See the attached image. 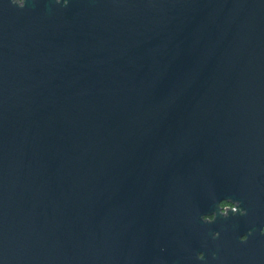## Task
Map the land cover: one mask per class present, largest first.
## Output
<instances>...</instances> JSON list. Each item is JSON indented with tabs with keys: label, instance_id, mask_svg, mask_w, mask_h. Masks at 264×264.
<instances>
[{
	"label": "water",
	"instance_id": "water-1",
	"mask_svg": "<svg viewBox=\"0 0 264 264\" xmlns=\"http://www.w3.org/2000/svg\"><path fill=\"white\" fill-rule=\"evenodd\" d=\"M262 228L264 0H0V264H264Z\"/></svg>",
	"mask_w": 264,
	"mask_h": 264
},
{
	"label": "clouds",
	"instance_id": "clouds-1",
	"mask_svg": "<svg viewBox=\"0 0 264 264\" xmlns=\"http://www.w3.org/2000/svg\"><path fill=\"white\" fill-rule=\"evenodd\" d=\"M57 4L61 3V0H55ZM11 3L15 6H18L19 8L23 9L26 4V0H11ZM64 6H67L68 0H63ZM217 207L219 209V214L225 218H228L229 213H231L233 216L240 215V216H246L247 210L241 207L240 201H233L231 199H224L221 200ZM217 218V215L215 212L212 214H205L201 216V220L203 223L210 224L213 223ZM261 234L264 235V228L261 229ZM212 239L216 240L220 237V232H212ZM248 235H251V231L247 235H242L240 237L241 243H244L248 240ZM213 259L216 258V253H212ZM198 260H205V254L203 252L197 253Z\"/></svg>",
	"mask_w": 264,
	"mask_h": 264
}]
</instances>
